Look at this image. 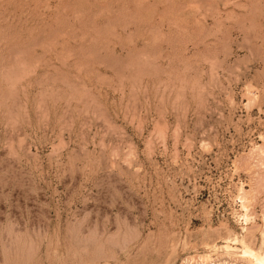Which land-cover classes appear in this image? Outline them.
Returning a JSON list of instances; mask_svg holds the SVG:
<instances>
[{"label": "rangeland", "instance_id": "rangeland-1", "mask_svg": "<svg viewBox=\"0 0 264 264\" xmlns=\"http://www.w3.org/2000/svg\"><path fill=\"white\" fill-rule=\"evenodd\" d=\"M263 259L264 0H0V264Z\"/></svg>", "mask_w": 264, "mask_h": 264}, {"label": "bare ground", "instance_id": "bare-ground-1", "mask_svg": "<svg viewBox=\"0 0 264 264\" xmlns=\"http://www.w3.org/2000/svg\"><path fill=\"white\" fill-rule=\"evenodd\" d=\"M243 199V198H242ZM245 200V199H244ZM253 253V252H252ZM246 254V253H245ZM248 255V254H247ZM251 255V254H250ZM253 255V254H252ZM253 257H257L256 255H253ZM256 259V258H255ZM264 260V259H263ZM258 262H259V260H258Z\"/></svg>", "mask_w": 264, "mask_h": 264}]
</instances>
